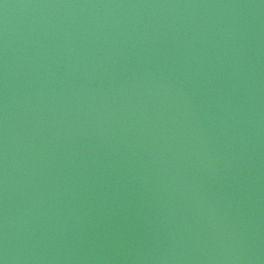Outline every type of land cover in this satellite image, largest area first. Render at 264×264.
<instances>
[{
    "label": "water",
    "instance_id": "95a60500",
    "mask_svg": "<svg viewBox=\"0 0 264 264\" xmlns=\"http://www.w3.org/2000/svg\"><path fill=\"white\" fill-rule=\"evenodd\" d=\"M3 264H264V0H0Z\"/></svg>",
    "mask_w": 264,
    "mask_h": 264
},
{
    "label": "clouds",
    "instance_id": "9594fccd",
    "mask_svg": "<svg viewBox=\"0 0 264 264\" xmlns=\"http://www.w3.org/2000/svg\"><path fill=\"white\" fill-rule=\"evenodd\" d=\"M0 264H3V261H0Z\"/></svg>",
    "mask_w": 264,
    "mask_h": 264
}]
</instances>
